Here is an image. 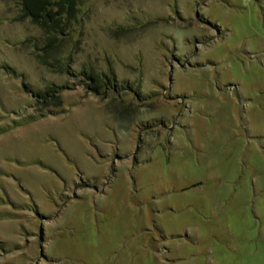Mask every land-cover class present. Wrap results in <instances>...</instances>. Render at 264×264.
Listing matches in <instances>:
<instances>
[{
	"label": "rangeland",
	"instance_id": "obj_1",
	"mask_svg": "<svg viewBox=\"0 0 264 264\" xmlns=\"http://www.w3.org/2000/svg\"><path fill=\"white\" fill-rule=\"evenodd\" d=\"M23 3L0 0V264H264V0Z\"/></svg>",
	"mask_w": 264,
	"mask_h": 264
},
{
	"label": "trees",
	"instance_id": "obj_2",
	"mask_svg": "<svg viewBox=\"0 0 264 264\" xmlns=\"http://www.w3.org/2000/svg\"><path fill=\"white\" fill-rule=\"evenodd\" d=\"M72 1L73 0H24L23 6L26 10L25 14L30 16L34 23H38L40 20L46 18L60 21V18L63 16V14H66L71 9ZM56 5L61 8V12L53 13L50 11L51 8ZM54 28L56 29L55 26Z\"/></svg>",
	"mask_w": 264,
	"mask_h": 264
}]
</instances>
